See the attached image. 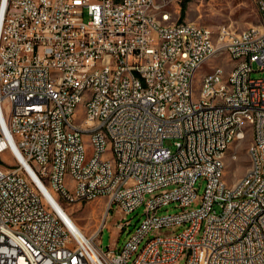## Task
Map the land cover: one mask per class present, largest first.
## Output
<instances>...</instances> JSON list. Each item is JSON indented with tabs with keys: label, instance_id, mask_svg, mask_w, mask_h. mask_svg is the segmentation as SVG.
Masks as SVG:
<instances>
[{
	"label": "built area",
	"instance_id": "built-area-1",
	"mask_svg": "<svg viewBox=\"0 0 264 264\" xmlns=\"http://www.w3.org/2000/svg\"><path fill=\"white\" fill-rule=\"evenodd\" d=\"M169 4L0 0V264H264V77L252 76L254 64L264 70V0L260 25L241 30L181 19L179 9L163 15ZM214 33L223 40L213 41ZM102 52L118 57L117 66L91 73ZM214 58L207 101H197L193 75H207ZM226 61L234 70L217 83ZM91 84L98 98L81 125L83 110L71 100ZM250 121H258L250 147L261 156L244 190L225 191L217 185L223 127L243 137L239 123ZM104 131L113 133V150ZM89 149L94 163L86 162ZM108 153L120 156L119 174H108ZM65 157L70 185L62 184ZM97 199L106 207L90 235L57 207L68 212ZM171 203L181 210L158 214ZM141 205L146 217L126 243L105 250L99 237L111 212L121 235Z\"/></svg>",
	"mask_w": 264,
	"mask_h": 264
},
{
	"label": "rangeland",
	"instance_id": "rangeland-1",
	"mask_svg": "<svg viewBox=\"0 0 264 264\" xmlns=\"http://www.w3.org/2000/svg\"><path fill=\"white\" fill-rule=\"evenodd\" d=\"M169 6H164L163 12L171 16H178V9L181 19L196 21L197 23L207 25L216 30L221 26H231L237 30L245 29L252 26H258L261 23L258 12V0H167ZM184 5V7H183ZM225 56V55H223ZM219 58L212 60L211 66L207 68L218 67ZM222 66V65H221ZM228 71L231 70L232 61H226L223 65ZM255 70L253 77H264V70H260L258 64H254ZM205 71L200 70L195 80V95H199L200 82ZM86 101L82 100V103ZM79 110H84V105ZM85 113L81 112V119ZM252 141V137L248 136L245 140L236 141L226 153V171L225 179L229 185L236 184L242 179L250 168V158L248 156V148ZM172 141H167V145L172 147ZM92 149L88 150V157H91ZM236 157V158H235ZM3 158L9 163L15 162L10 152L3 153ZM206 182L199 179L196 183V188L199 195H203ZM148 194L146 198H149ZM106 207L104 199H97L84 204H76L67 206V211L71 213V217L76 225L87 235L94 232L102 220V214ZM177 203H171L162 207L159 215L173 214L180 211ZM70 215V214H69ZM146 217L145 205H141L134 212L127 215L128 220H131L132 225L127 230L119 235L118 229L115 227L117 221L116 214L112 211L111 216L106 221V227L99 237V242L106 250L109 246L117 248L122 247L128 240L132 231ZM118 241V242H117ZM183 264V263H182Z\"/></svg>",
	"mask_w": 264,
	"mask_h": 264
},
{
	"label": "bare ground",
	"instance_id": "bare-ground-1",
	"mask_svg": "<svg viewBox=\"0 0 264 264\" xmlns=\"http://www.w3.org/2000/svg\"><path fill=\"white\" fill-rule=\"evenodd\" d=\"M163 15H169L166 12H163ZM223 40V33H214L213 41ZM109 62V67H116L118 64V57H110V52H102L97 56L98 64H91V73H98L99 66H106ZM233 66L231 70H227L223 65L221 66V71L217 76V83H224L225 80L230 77V71L234 70V61H232ZM200 70H196L193 75V97L197 101H207V86H208V76H216L218 72V67H213L208 70L207 75L205 73L202 76L200 82V91L199 95H195V80L196 76ZM98 98V84H91V90L88 94H78V99L71 100V108L80 109L84 105L83 112L85 116L81 119V125H88L89 120L91 119V109L89 108L90 101H95ZM85 99L84 103L82 100ZM233 117L235 119H243L242 110H233ZM258 121H250L247 125L246 123H239V134H242L243 137H238V133H230V127H223V135H227L225 138L224 146L221 149V153L217 154V161L221 164V170L219 175H217V185L220 189H225V191H236L245 189V180H251V162L254 159V156H261V148H252L258 138ZM248 136L252 137V141L248 148V156L250 158V168L245 176L240 179L236 184L229 185L225 179L226 171V153L229 148L236 142L240 140H245ZM104 140L106 150H113L114 147V137L111 131H104ZM49 149H56V142H49ZM93 153L91 157H88V150L86 155L87 163H94L96 159V149H92ZM108 174H119L120 167V156H117L116 153H108ZM71 168H72V157L63 158V171H62V184L70 185L71 180ZM254 174H261V166H254ZM59 210L67 216V219L73 227L83 232L75 223L71 215L59 204H57Z\"/></svg>",
	"mask_w": 264,
	"mask_h": 264
},
{
	"label": "trees",
	"instance_id": "trees-1",
	"mask_svg": "<svg viewBox=\"0 0 264 264\" xmlns=\"http://www.w3.org/2000/svg\"><path fill=\"white\" fill-rule=\"evenodd\" d=\"M183 7H184V5H183Z\"/></svg>",
	"mask_w": 264,
	"mask_h": 264
}]
</instances>
